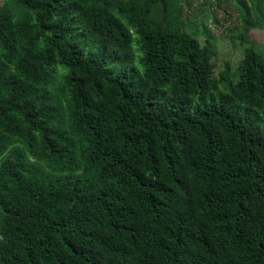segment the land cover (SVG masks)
<instances>
[{"label":"trees","instance_id":"1","mask_svg":"<svg viewBox=\"0 0 264 264\" xmlns=\"http://www.w3.org/2000/svg\"><path fill=\"white\" fill-rule=\"evenodd\" d=\"M182 11L0 4V264H264V58Z\"/></svg>","mask_w":264,"mask_h":264},{"label":"rangeland","instance_id":"2","mask_svg":"<svg viewBox=\"0 0 264 264\" xmlns=\"http://www.w3.org/2000/svg\"><path fill=\"white\" fill-rule=\"evenodd\" d=\"M179 1L183 5L181 18L186 26L191 28L186 31L196 33V37L204 43L205 34L202 33V29L206 28L217 41V43L214 42L216 55L213 59L216 77L225 69L226 62L231 68L230 71L236 70L239 60L243 57L246 42H253L258 51L256 55H262L264 58V24L255 27L247 26L243 19L244 15L240 13L238 4L234 0ZM246 1L249 4V0ZM2 2L3 0H0V4ZM254 6L256 8V2ZM250 15L253 16L252 13ZM85 50V53L95 51L89 44ZM0 52H2L1 48ZM134 65L138 67L136 63ZM1 217L0 209V219Z\"/></svg>","mask_w":264,"mask_h":264}]
</instances>
